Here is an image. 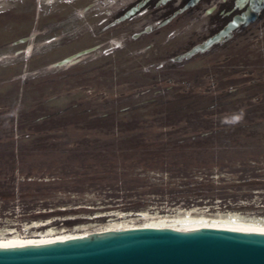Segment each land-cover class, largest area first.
Segmentation results:
<instances>
[{
	"label": "rangeland",
	"instance_id": "1",
	"mask_svg": "<svg viewBox=\"0 0 264 264\" xmlns=\"http://www.w3.org/2000/svg\"><path fill=\"white\" fill-rule=\"evenodd\" d=\"M72 5L0 0V240L181 216L264 226V21L192 60H174L180 34L157 50L85 51L55 67L90 45L73 39ZM192 136L205 137L182 150L196 156L192 175L145 167L143 144ZM183 179L212 185L218 203L149 187Z\"/></svg>",
	"mask_w": 264,
	"mask_h": 264
},
{
	"label": "water",
	"instance_id": "2",
	"mask_svg": "<svg viewBox=\"0 0 264 264\" xmlns=\"http://www.w3.org/2000/svg\"><path fill=\"white\" fill-rule=\"evenodd\" d=\"M236 23L174 60L205 52ZM77 59L73 55L53 66ZM0 264H264V231L220 224L141 226L70 239L0 243Z\"/></svg>",
	"mask_w": 264,
	"mask_h": 264
},
{
	"label": "flooded vegetation",
	"instance_id": "3",
	"mask_svg": "<svg viewBox=\"0 0 264 264\" xmlns=\"http://www.w3.org/2000/svg\"><path fill=\"white\" fill-rule=\"evenodd\" d=\"M72 4L73 39L87 38L90 44L76 51L78 58L100 49L104 54L113 48L157 50L161 39L162 45H170L180 34L185 36L184 54L237 21L221 41L186 58L192 60L216 52L264 21L262 0H72ZM145 43L146 50L140 49Z\"/></svg>",
	"mask_w": 264,
	"mask_h": 264
},
{
	"label": "trees",
	"instance_id": "4",
	"mask_svg": "<svg viewBox=\"0 0 264 264\" xmlns=\"http://www.w3.org/2000/svg\"><path fill=\"white\" fill-rule=\"evenodd\" d=\"M204 138H205L204 136H198V137L192 136L190 138H180L176 140H171L170 142L159 141L153 144L145 143L140 148L143 150L141 156L143 157V163L147 169H151L152 171L157 170V172L159 173L160 172L169 173L172 175L171 176L172 178H176V177L179 178L180 176L174 175L170 171H181L182 169L187 170L190 176L194 172L191 169L194 168L195 170V166L197 163L195 159L196 156L194 154H188L186 152H182V150H185L186 147H190L196 142L202 141ZM151 147L153 148V150L150 149ZM188 155L192 156V160L187 158ZM166 166L172 168H167L168 169L167 170L165 169ZM157 180H163V179H157ZM152 184H154V182ZM149 187H151L150 189H154L155 191L172 190L175 193L174 195H178V197L185 198L186 199L185 203L186 204L188 203L187 205H209V202L204 201L203 199H211L209 201L213 200L214 202L211 204L218 203L216 202L217 194L214 193V189L212 185H204V184L196 185L195 183H192V181L186 182L183 179L179 183L173 184V186L172 185L168 186L166 182H162V183H156L154 184V186L152 185ZM192 196L202 198V200L197 202H191L194 201V199L192 200ZM219 206L226 209L235 208V207H231V205L227 203L220 204ZM75 222L77 221H67L66 223L72 224Z\"/></svg>",
	"mask_w": 264,
	"mask_h": 264
},
{
	"label": "bare ground",
	"instance_id": "5",
	"mask_svg": "<svg viewBox=\"0 0 264 264\" xmlns=\"http://www.w3.org/2000/svg\"><path fill=\"white\" fill-rule=\"evenodd\" d=\"M182 220L185 222L184 225L178 224L173 225L174 227H179L183 229H190V228H195V227H201V226H209V225H234V226H240V227H245L249 229H254V230H259V231H264V226H257L254 224H246L241 221H235L229 219H223L222 221H218L217 219L214 221H211L212 219H209L207 217H194V216H181L178 217V221ZM170 220L168 218L165 219H160L159 221H154L151 223V226L148 227H157V226H169ZM121 229V228H120ZM110 231L109 229L103 230V231H97V232H89V233H82V234H74V235H58V236H45V237H38V238H31V239H21V238H11L7 240H0V243H9V242H24V241H40V240H53V239H70V238H75L79 236H87V235H95L99 234L102 232H107Z\"/></svg>",
	"mask_w": 264,
	"mask_h": 264
},
{
	"label": "clouds",
	"instance_id": "6",
	"mask_svg": "<svg viewBox=\"0 0 264 264\" xmlns=\"http://www.w3.org/2000/svg\"><path fill=\"white\" fill-rule=\"evenodd\" d=\"M240 119V116L239 115H236V116H234L233 117V120L235 121V120H239Z\"/></svg>",
	"mask_w": 264,
	"mask_h": 264
}]
</instances>
